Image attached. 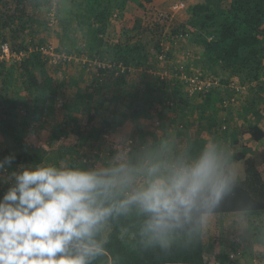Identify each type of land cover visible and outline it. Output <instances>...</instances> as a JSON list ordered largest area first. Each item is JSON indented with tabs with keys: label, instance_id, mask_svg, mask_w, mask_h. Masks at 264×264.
Instances as JSON below:
<instances>
[{
	"label": "trees",
	"instance_id": "trees-1",
	"mask_svg": "<svg viewBox=\"0 0 264 264\" xmlns=\"http://www.w3.org/2000/svg\"><path fill=\"white\" fill-rule=\"evenodd\" d=\"M38 1L0 0V44L8 43L13 52L26 53L25 60L9 63L24 66L29 74L26 81L29 90L50 87L48 78L45 89L40 86L35 68L48 64L39 48L52 44L53 38L59 40V51L111 64L110 68L93 70L92 93L97 100L89 119L73 126L66 118L62 121V135L56 140L57 148L62 152L78 149L87 141L94 149L102 143L105 134L115 129L113 117L125 105H129L134 117L137 114L143 118L165 104L182 107L187 106L190 97H213L218 88L235 81L256 84L258 91L264 92L261 85L264 76V0H203L193 7L192 19L186 24L175 22L169 13L161 11L148 20V13L156 9L159 0H56L55 3L52 0L54 4L50 8L55 7L58 18L53 28L48 26L47 19L39 25L28 13L29 4ZM45 1L42 2L46 4ZM209 1L214 4L210 5ZM130 18L135 24L133 28L120 27ZM186 33L189 38L180 39V35ZM167 40L182 44V50L187 52L183 55L186 60L194 59L192 63L204 64L205 70L192 72L216 82L210 91L187 93L179 69L182 62L175 64L178 62L173 61L172 51L166 48ZM192 44H199L201 48L196 45L195 49L191 48ZM102 109L108 115L99 122L96 115ZM25 114L23 128L28 129L33 116L28 110ZM3 120L12 127L19 121L10 111ZM240 138L255 142L264 139V113L257 124L241 130ZM121 149L131 159L128 148ZM261 158L264 164V152ZM235 161H245V156L238 154ZM245 162L246 169L241 178L227 167L233 176L231 190L208 216L264 214V172L255 161L246 159ZM27 165L37 166L34 161ZM117 165L115 161L114 166ZM126 195L122 193L116 199ZM145 220L146 216L135 206L127 213L109 217L96 235L103 252L91 264H206L202 241L204 222L171 233L169 246L162 247L149 243L141 234ZM250 236H255L252 225H241V231L232 235L228 234L226 226L223 231L221 225H214V250L210 261L213 264H239L238 258L232 259L231 255L248 253Z\"/></svg>",
	"mask_w": 264,
	"mask_h": 264
},
{
	"label": "crops",
	"instance_id": "crops-1",
	"mask_svg": "<svg viewBox=\"0 0 264 264\" xmlns=\"http://www.w3.org/2000/svg\"><path fill=\"white\" fill-rule=\"evenodd\" d=\"M191 19L192 16L188 14H180L175 22L186 24ZM192 45L191 48L195 49L194 45L201 48L199 44ZM188 64L195 70L206 69L203 63ZM29 68L34 70L33 66ZM35 69L43 89L45 79H49L50 87L47 90H29L26 85L29 74L24 66L0 63V160L10 153L17 156L13 165L5 167L8 173L1 175L6 189L13 182L10 173L22 170L30 161L40 166L103 170L113 167L115 161L118 164L136 163L145 150L158 149L162 144L173 152L184 151L195 158L208 143H215L226 160V166L232 168L236 177L241 178L246 169L241 161H235L238 154L245 156V161H255L264 172L261 162L264 139L255 142L240 138L241 130L257 124L264 113V92L258 91L256 84H238L235 81L234 84L218 88L213 97H190L187 98V106L182 107L165 104L143 118L137 117V114L134 117L129 105H125L113 117L116 119L115 129L105 134L102 143L94 149L87 141L78 149L62 152L58 150L56 141L62 135V121L66 118L70 126L79 125L89 119L90 113H94L93 103L97 100L95 93H92L94 68L86 63H61L46 64L43 68L37 66ZM42 71L46 74L43 75ZM261 81L264 86V76ZM223 99L225 104L221 103ZM27 110L33 116V123L24 129ZM9 111L19 120L13 127L3 120ZM100 112L96 115L99 122L105 118V114L108 115L104 109ZM121 147L128 148L132 153L131 159ZM203 225L206 264H212L214 225H221L223 231L226 226L228 234L232 235L241 231V225H264V214L248 217L238 214L221 217L210 215ZM258 242H248L251 248L242 255L239 264H264V241Z\"/></svg>",
	"mask_w": 264,
	"mask_h": 264
},
{
	"label": "clouds",
	"instance_id": "clouds-1",
	"mask_svg": "<svg viewBox=\"0 0 264 264\" xmlns=\"http://www.w3.org/2000/svg\"><path fill=\"white\" fill-rule=\"evenodd\" d=\"M16 160L15 153L5 156L0 171ZM10 179L0 198V264H91L103 252L96 240L101 225L132 206L146 216L141 234L167 247L171 233L202 224L233 184L215 143L195 158L162 144L136 163L103 170L24 166Z\"/></svg>",
	"mask_w": 264,
	"mask_h": 264
},
{
	"label": "built area",
	"instance_id": "built-area-1",
	"mask_svg": "<svg viewBox=\"0 0 264 264\" xmlns=\"http://www.w3.org/2000/svg\"><path fill=\"white\" fill-rule=\"evenodd\" d=\"M182 7H184V4H177L176 9L179 10ZM46 19L48 22L49 27H55L58 23V18L55 13V7L49 8ZM189 38V34H182L180 35V39L187 40ZM32 50V47L30 48V51ZM40 53L45 58V60L50 65H58L61 63H86L89 65L90 68H110V63H100L98 61H90L87 58L80 57L76 54L69 53L67 51H59L58 46H55L53 44H50L48 46H44L39 48ZM25 52H13L10 45L8 43L0 44V62H13V63H19L26 58ZM161 60L164 59V57L160 58ZM122 71H124V67L121 66ZM181 72V77L185 82L186 91L190 95H194L196 93H205L210 91V89L216 84L212 79L210 78H203L200 74L193 73L192 71H189L186 69L185 65L182 64L179 67ZM167 75V73H166ZM165 75V76H166ZM241 253H233L231 255L232 259H236L237 256H240Z\"/></svg>",
	"mask_w": 264,
	"mask_h": 264
},
{
	"label": "rangeland",
	"instance_id": "rangeland-1",
	"mask_svg": "<svg viewBox=\"0 0 264 264\" xmlns=\"http://www.w3.org/2000/svg\"><path fill=\"white\" fill-rule=\"evenodd\" d=\"M43 1V0H42ZM41 0H39L37 2V4H29L28 6V13H30V15L33 16V19L40 25V23H42V21L46 20V15L48 12V9L56 2V0L54 1V3H52V0H46V4H44V2H42ZM58 1V0H57ZM204 2L203 0H159L158 4L156 5V9L155 10H150V12L148 13V20H150L151 18L154 19L155 18V12H166L169 13L172 17L173 20L176 19L177 16H179L180 14H188L190 16H192V9L193 7L197 4V3H201ZM210 5H213L214 3H211L209 1ZM179 4H184V7H182L181 9L177 10L176 9V5ZM129 14V13H128ZM130 17H132L131 14H129ZM151 17V18H150ZM135 26L133 20H129L128 23H123L120 24V27H124V28H133ZM52 44L53 45H59L57 44V42H59V40L57 38H53L52 39ZM166 48L172 51L173 54V61L175 62H182L181 64H184L186 66H188V68L190 69L189 71H194L195 69H192L191 67H189L188 63H192L191 61H189L188 59L186 60L185 57L183 56L184 53H187L186 51L182 50L183 47L181 46L182 44H180V42H173L170 40L166 41ZM184 62V63H183ZM179 65V64H178ZM192 66V65H191ZM243 167L246 166V162L245 161H241ZM8 169L5 168V170L0 172V198L3 197L4 195V191L6 192V187H5V183L2 181V177L1 175L3 173H8L7 172ZM9 187V184L8 186ZM240 231H237V233H239ZM252 234H255L254 237H249L248 242L252 241H256L257 243H259L258 241H264V225H259V227L257 225H252ZM254 243V242H253ZM252 243V244H253ZM261 246V244H258ZM263 246V245H262ZM251 248V244L249 249ZM244 253H241L240 256H237L239 263L241 262L242 255ZM236 258V259H237ZM244 263V261H243ZM213 264V262H212Z\"/></svg>",
	"mask_w": 264,
	"mask_h": 264
}]
</instances>
